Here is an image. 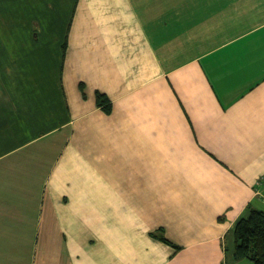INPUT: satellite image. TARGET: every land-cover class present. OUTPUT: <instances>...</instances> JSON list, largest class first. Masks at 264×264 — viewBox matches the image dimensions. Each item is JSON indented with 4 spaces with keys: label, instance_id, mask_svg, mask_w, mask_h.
Masks as SVG:
<instances>
[{
    "label": "crops",
    "instance_id": "0c3cea01",
    "mask_svg": "<svg viewBox=\"0 0 264 264\" xmlns=\"http://www.w3.org/2000/svg\"><path fill=\"white\" fill-rule=\"evenodd\" d=\"M251 209L264 0H0V264H253Z\"/></svg>",
    "mask_w": 264,
    "mask_h": 264
},
{
    "label": "trees",
    "instance_id": "16d2710c",
    "mask_svg": "<svg viewBox=\"0 0 264 264\" xmlns=\"http://www.w3.org/2000/svg\"><path fill=\"white\" fill-rule=\"evenodd\" d=\"M236 259L247 258L253 264H264V211L251 209L234 228Z\"/></svg>",
    "mask_w": 264,
    "mask_h": 264
},
{
    "label": "rangeland",
    "instance_id": "374dc122",
    "mask_svg": "<svg viewBox=\"0 0 264 264\" xmlns=\"http://www.w3.org/2000/svg\"><path fill=\"white\" fill-rule=\"evenodd\" d=\"M107 197L106 196H104L103 194H102V196H101V199H102V203H103V200L104 199H106Z\"/></svg>",
    "mask_w": 264,
    "mask_h": 264
}]
</instances>
